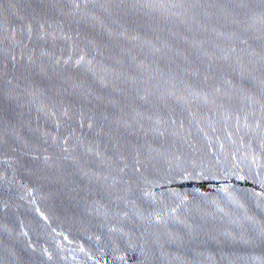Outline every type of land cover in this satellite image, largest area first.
<instances>
[{
  "label": "water",
  "instance_id": "95a60500",
  "mask_svg": "<svg viewBox=\"0 0 264 264\" xmlns=\"http://www.w3.org/2000/svg\"><path fill=\"white\" fill-rule=\"evenodd\" d=\"M0 264H264V0H0Z\"/></svg>",
  "mask_w": 264,
  "mask_h": 264
}]
</instances>
